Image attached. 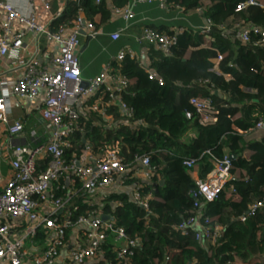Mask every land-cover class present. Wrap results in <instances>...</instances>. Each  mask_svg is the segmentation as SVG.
Masks as SVG:
<instances>
[{"label":"trees","instance_id":"1","mask_svg":"<svg viewBox=\"0 0 264 264\" xmlns=\"http://www.w3.org/2000/svg\"><path fill=\"white\" fill-rule=\"evenodd\" d=\"M243 1L167 0L171 11L200 10L213 25L208 35L186 29L178 35L170 55L154 45L146 47L148 68L163 78V86L149 78L138 59L127 56L122 63H112L115 73L121 72L129 79L122 98L134 110L132 122L143 121L137 129L130 128L118 104L106 106L108 94L103 96L100 106L104 111L93 109L94 99L83 107L78 125L68 138L70 147L65 151L68 163L80 159L87 146L100 155L105 146L118 142L120 155L129 169L123 184L136 185L145 196H151L148 212L125 191L105 194L102 205L93 203L74 173L52 183L51 195L64 202L55 215L59 221L70 215L75 224L80 216L108 215L116 228L123 227L128 237L138 242L119 257L120 243L115 242V234L109 231L97 257L86 264H264V208L246 221L240 219L253 202L264 200V134L255 140L241 133L249 132L257 121L264 120V44L255 45L260 37L254 34L249 43H242L234 39L233 32L228 34L222 27L227 25L229 29L237 23L264 27V0L238 10L237 5ZM127 4L128 0L68 2L64 16L54 25L73 23L79 10L93 23L97 15L104 22L112 15L111 7L123 8ZM146 27L172 33L161 27ZM208 41L211 48L201 47ZM191 48L194 50L190 51ZM218 52L223 55L221 75L209 71ZM193 96L212 99L218 110L215 123L204 125L198 121L189 103ZM186 111L192 112L194 118H186ZM104 114H111L114 123H108ZM43 141L46 139L35 144ZM208 152L219 158L228 154L234 178L217 200L207 202L200 198L202 206L196 209V198L192 196L195 183L184 162L195 161L206 175L212 169ZM137 156L150 158L153 172L148 180L135 176L139 167ZM48 161H41L39 169H46ZM33 198L38 204L44 203L39 195ZM193 214L210 217L212 225L218 222L223 226L216 243L199 241L195 230L185 234L178 228ZM75 227L66 229L69 244ZM81 232L86 231L83 228ZM48 236V229L39 227L35 240L42 243Z\"/></svg>","mask_w":264,"mask_h":264},{"label":"built area","instance_id":"2","mask_svg":"<svg viewBox=\"0 0 264 264\" xmlns=\"http://www.w3.org/2000/svg\"><path fill=\"white\" fill-rule=\"evenodd\" d=\"M27 1L28 9L23 11L10 0H0V7L4 13L0 21V60L8 58L24 67V75L14 84L10 85L7 81L0 80V123L5 125L9 137V143L3 142L0 137V162L4 158H9L11 167L10 177L0 189V264H86L97 257L100 244L107 238L109 231L115 234V242L120 243L118 256L122 257L127 253V249L138 243L137 240L130 239L123 227L116 228L111 219L103 220L101 214L91 217L80 216L75 224L71 221L70 215L59 221L55 215L59 214L64 202L61 198L54 199L50 190L54 181L69 173H74L82 181L83 189L90 195L108 188L117 179L123 181L129 169L120 155L118 142L105 146L100 155H91L94 157L93 162H86L84 157L87 153H93L91 146H87L81 158L71 164L65 159V151L70 147L68 138L77 127V119L83 113L85 104L94 99L93 109L100 110L105 94H108L106 106L118 104L130 128L137 129L143 124V121L132 122L134 110L122 98V92L129 86V79L121 72L115 73L111 63L96 78L84 81L78 58L81 32L86 28L89 37L95 38L98 34L96 25L86 19L83 10H79L78 17L73 23L62 22L56 30H52L39 23L32 3L30 0ZM41 1L49 7V0ZM146 4H157L163 10L171 11L167 0H128L125 7H115L114 12L132 23L136 18V7ZM258 4L256 0H245L237 5V9L242 10ZM62 14L59 17L63 16ZM212 25V20L206 18V24L203 26L191 24L181 26L172 30L171 34L145 27L140 42L154 45L165 55H170L178 42V35L184 33L186 29L190 28L200 35H208ZM226 26L222 27L228 34L233 32L235 40L249 43L251 34H254L260 37L255 45L264 44V27L253 23H237L229 30ZM27 32L32 34L35 42L45 39L49 43H55L57 51L43 62L39 46L32 51V45L26 42ZM119 35V32L114 33L112 38L117 40ZM127 56L135 58L136 54L132 50L123 49L115 62L122 63ZM222 60L223 55L218 52L209 71L221 75ZM144 68L147 69L151 80H156L160 86L164 85L163 78L154 70L148 66ZM41 95L44 96V105L40 109V117L49 138L37 145L13 142L12 138L24 130V123L21 121L10 123L11 97L30 100L33 103ZM189 103L194 107L201 124L209 125L217 121L218 110L211 98L193 96ZM185 116L188 119L194 118L190 111H186ZM105 118L114 122L113 116L109 114H106ZM253 129L264 130V120L257 121L250 131ZM32 134L35 135L34 132ZM208 153L212 169L204 178H193L196 188L192 191V196L196 198L194 203L196 209L202 206L200 198L207 202L217 200L234 178V167L228 154L219 158ZM48 159L46 169H39L41 161ZM135 161L139 165L135 176L145 180L151 178L153 171L150 158L137 156ZM184 165L192 174L197 164L193 160H186ZM34 195H39L44 203H50L53 210L40 211ZM132 198L151 212V196L141 193L140 187L135 186ZM263 208L264 200L255 201L240 219L246 221L257 210ZM211 221L210 217L204 218L193 214L181 222L178 228L185 234L189 230H195L197 240L216 243L222 236L223 226L218 222L212 225ZM75 226L85 229L86 232L82 234L84 241L69 245L66 242V229ZM39 227L50 230L49 236L42 250L33 255L29 251V245H35L34 240ZM65 251L67 254L64 256Z\"/></svg>","mask_w":264,"mask_h":264},{"label":"crops","instance_id":"3","mask_svg":"<svg viewBox=\"0 0 264 264\" xmlns=\"http://www.w3.org/2000/svg\"><path fill=\"white\" fill-rule=\"evenodd\" d=\"M19 9L26 11L28 9L27 0H10ZM49 7L46 6L41 0H30L32 7L38 17L40 24L56 30L58 26L55 27V23L64 16L66 11L68 1L67 0H49ZM208 2V1H207ZM115 7H111L112 15L111 17L101 22L100 15H97L94 19L95 25L97 27V36L91 38L88 35L87 29H83L81 32V47L78 51V58L80 62L81 74L84 81L96 78L103 69L113 62H115L118 54L123 49L132 50L136 56L135 59L141 62L143 66H148L150 62L149 53L147 51V46L151 45L146 42H140L143 35V29L146 26L161 27L167 30H175L181 26H203L206 24L205 14L198 11H190L183 13L178 10L165 11L157 4H146L139 5L136 7V18L132 23L127 22L121 15L114 12ZM63 13V14H62ZM63 15L59 17V15ZM3 10L0 7V21L3 19ZM85 15V13H84ZM86 17V15H85ZM87 19V18H86ZM88 20V19H87ZM90 21V20H88ZM92 22V21H91ZM119 32V38L114 40L112 35ZM26 42L31 46V50L34 51L39 46L40 58L43 62H46L49 56L55 53L58 49L55 43H49L45 39L35 42L31 33H26ZM211 45L208 42H204L201 47H208ZM155 47V46H154ZM145 50V51H144ZM194 49L191 48L190 51ZM29 52L30 49L28 50ZM26 53V55L29 54ZM24 75V67L14 61L7 59L0 60V80L7 81L10 85L14 84L19 78ZM227 79L230 78L229 75L225 74ZM44 105V96L41 95L35 102L30 100H22L17 97L12 96L10 99V123L13 121H21L24 123V130L19 133L12 141L15 143H22L26 145H34L36 141L41 139L49 138V134L46 131L45 125L40 117V109ZM111 115V114H110ZM112 116V115H111ZM241 113L237 117H240ZM106 121L110 124L108 119ZM5 125L0 123V137L3 142L9 143V137L5 130ZM35 133L33 135L32 133ZM242 134H248L250 139L260 138L264 133L259 130H251L249 132H241ZM91 155H96L95 153H87L84 155L86 162H93ZM92 157L91 160H88ZM88 160V161H87ZM11 174V167L9 164V158H4L0 162V189L1 186L7 181ZM204 168L200 167L198 164L192 171V178L201 177L204 178L206 175ZM136 186V185H135ZM135 186H128L123 184V181L117 179V181L105 189H100L91 195L92 202L102 205V198L105 194L111 192L120 193L128 192L131 196L133 194ZM51 192V190H50ZM40 211H50L53 207L50 203L39 204ZM44 228V227H43ZM19 227L17 228V230ZM83 227H75L70 233V244L74 245L77 242H83L82 237ZM50 231V230H48ZM35 245H29V251L33 255L38 254L40 250L44 247L45 242H40L34 240ZM67 254V253H66ZM32 255V256H33ZM65 256V253H64Z\"/></svg>","mask_w":264,"mask_h":264},{"label":"water","instance_id":"4","mask_svg":"<svg viewBox=\"0 0 264 264\" xmlns=\"http://www.w3.org/2000/svg\"><path fill=\"white\" fill-rule=\"evenodd\" d=\"M102 218H103V220H109V219H111L112 217L111 216H108V215H102ZM65 254L67 253L66 251L64 252Z\"/></svg>","mask_w":264,"mask_h":264}]
</instances>
